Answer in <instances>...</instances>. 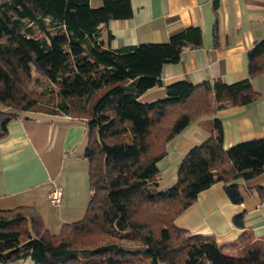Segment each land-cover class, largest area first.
I'll list each match as a JSON object with an SVG mask.
<instances>
[{
  "label": "trees",
  "instance_id": "obj_1",
  "mask_svg": "<svg viewBox=\"0 0 264 264\" xmlns=\"http://www.w3.org/2000/svg\"><path fill=\"white\" fill-rule=\"evenodd\" d=\"M89 1L0 0V139L24 112L83 120L90 192L83 217L57 234L34 207L0 209V263L264 264V238L220 246L176 225L212 184L221 182L240 204V182L264 172V137L225 149L215 117L260 98L251 78L264 74V39L247 52L244 79L177 81L163 98L143 103L140 93L162 86L165 64L201 46V29L187 27L164 43L112 47L106 24L129 19L130 0H102L97 8ZM192 123L210 135L161 190L158 164ZM232 222L243 228V214Z\"/></svg>",
  "mask_w": 264,
  "mask_h": 264
},
{
  "label": "crops",
  "instance_id": "obj_2",
  "mask_svg": "<svg viewBox=\"0 0 264 264\" xmlns=\"http://www.w3.org/2000/svg\"><path fill=\"white\" fill-rule=\"evenodd\" d=\"M130 4L129 19L106 24L113 35L112 47L164 43L190 26L202 31L201 46L185 49L177 63L165 64L162 86L140 93V101L153 99V94L164 97V87L177 81H240L247 76V52L264 39V0H130ZM251 86L261 94L258 100L215 114L222 125L225 149L264 137V74L252 77ZM209 135L202 123H192L170 141L167 156L158 164L159 189L175 181L184 155ZM85 145V122L81 119L24 112L10 121L8 134L0 139V209L34 207L50 233L48 225H56V218L60 226L84 215L90 195ZM53 187L61 192L59 206L48 199ZM239 193L241 203L235 204L221 182L212 184L178 218L177 227L212 236L220 246L264 238V172L240 182ZM237 214H243V228L232 222Z\"/></svg>",
  "mask_w": 264,
  "mask_h": 264
},
{
  "label": "rangeland",
  "instance_id": "obj_3",
  "mask_svg": "<svg viewBox=\"0 0 264 264\" xmlns=\"http://www.w3.org/2000/svg\"><path fill=\"white\" fill-rule=\"evenodd\" d=\"M89 5L92 7V8H97V7H99V6H101L102 5V0H90L89 1ZM153 99H149L148 101H141V102H143V103H148V102H152V101H155V100H158V99H161V98H163V97H158V95L157 94H153ZM165 96V95H164ZM145 97H147V96H145ZM140 99V98H139ZM138 99V100H139ZM145 99V98H144ZM147 100V99H146ZM140 101V100H139ZM0 108H5L3 105H1L0 104ZM83 217V215H80V217H78L77 219H71L72 221H70V222H74V221H77V220H80L81 218ZM58 222H59V220H57V218H56V225H53V223H50V225H48V226H50V230H51V233L52 234H57L58 232H59V229H60V227H61V225L59 226L58 225ZM53 226H56V228L54 229V227ZM59 226V227H58ZM56 230V231H55ZM54 231L56 232V233H54Z\"/></svg>",
  "mask_w": 264,
  "mask_h": 264
},
{
  "label": "built area",
  "instance_id": "obj_4",
  "mask_svg": "<svg viewBox=\"0 0 264 264\" xmlns=\"http://www.w3.org/2000/svg\"><path fill=\"white\" fill-rule=\"evenodd\" d=\"M49 202L53 206H59L61 199V192L57 187H53L48 193Z\"/></svg>",
  "mask_w": 264,
  "mask_h": 264
}]
</instances>
